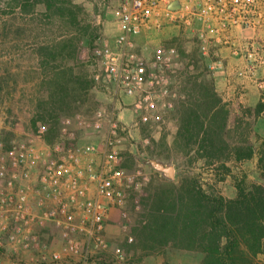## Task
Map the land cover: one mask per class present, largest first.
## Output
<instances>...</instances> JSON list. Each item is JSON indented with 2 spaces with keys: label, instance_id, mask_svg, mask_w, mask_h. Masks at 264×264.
I'll return each mask as SVG.
<instances>
[{
  "label": "rangeland",
  "instance_id": "obj_1",
  "mask_svg": "<svg viewBox=\"0 0 264 264\" xmlns=\"http://www.w3.org/2000/svg\"><path fill=\"white\" fill-rule=\"evenodd\" d=\"M72 1L81 8L78 11L79 27L70 26L59 15L44 17L43 5H37L31 11L29 7L34 0H0V158L13 145L31 140H34L36 149L46 155L50 153V146L59 141V132L50 145L44 138L37 137L39 126H43L38 118V107L49 98L48 81L54 73L51 67H41L40 62L46 61L44 49L74 40L81 27L85 33L76 43L77 51L73 59H69L68 55L59 57L55 66L73 68L72 88L79 91V82L88 83L90 87L80 94L72 107H66L61 112L57 126L60 129L63 119L74 120L72 125L81 145H100L105 138V131L95 129L94 115L98 109L103 110L106 116L113 114L127 128L119 149L123 167L133 173L140 166L145 177L140 192L128 198V224L132 228L143 211L144 198L153 188L177 184L182 174L196 176L204 190L216 189L227 198L235 197V180L238 178L246 177L249 182L264 184V177L257 168V155L249 161L227 163L231 173L219 182L214 177L215 167L205 165L203 160L190 165L184 150L175 147L179 128L178 110L182 102H188L189 95L193 93L190 89L193 83L213 86L227 113V129L231 130L235 128L236 120L245 117V110L253 109L264 98V0L255 1L257 11L253 25L249 27L221 31L215 20H211L208 26V23L193 19L190 26L167 23L161 30H142L133 36L132 54L147 64L158 49L174 48L179 55L174 74L168 75L171 88L176 90L175 96L159 101L146 116V121L141 120L144 115L135 108L141 92L133 96H116L105 72L104 55L117 56L121 52L116 43L121 24L115 11L126 0ZM198 1L174 0L173 7H186L190 11L207 6L206 1L200 0V4ZM229 2L222 0L225 8L229 7ZM199 37L206 40L203 45ZM114 102L119 103L120 108L112 110ZM123 108L126 109L124 120L128 116L133 120L130 124H124L116 116ZM77 116L82 121L81 125L76 121ZM245 120L251 123L250 143L259 148L264 140V114L259 118L248 114ZM224 136L226 139L233 138L234 133ZM190 150L191 156L195 157L196 147ZM126 235L121 221L108 225L107 238L110 242L123 248ZM126 255V261L120 264H200L203 259L200 253L174 248H167L163 254L147 257L143 261H140L139 252L130 251ZM14 260L15 263L32 264L40 257L29 254L15 258L6 253L2 261L3 264H12ZM257 263L264 264V254L257 258Z\"/></svg>",
  "mask_w": 264,
  "mask_h": 264
},
{
  "label": "built area",
  "instance_id": "obj_2",
  "mask_svg": "<svg viewBox=\"0 0 264 264\" xmlns=\"http://www.w3.org/2000/svg\"><path fill=\"white\" fill-rule=\"evenodd\" d=\"M173 1L126 0L115 11L121 24L116 40L121 52L104 55L105 72L116 96L141 92L135 108L144 115L142 121L159 101L175 96L168 75L174 74L179 55L174 48L158 49L147 64L132 54L133 36L161 30L167 23L190 26L193 19L208 26L215 20L221 31L249 27L257 11L256 0H230L228 8L222 0H203L206 7L190 11L173 7ZM200 41L203 45L206 40ZM94 119L95 129L105 131L100 145H81L74 120L66 118L50 153L38 151L31 140L13 145L0 158V264L6 253L15 258L38 255L40 260L32 264L126 261L124 249L108 240L107 228L116 217L127 233L126 242L133 243L128 198L140 192L145 177L140 166L133 173L123 167L119 149L127 128L101 109ZM76 121L82 124L79 116ZM46 131V126H39L37 137L44 138ZM15 261L12 264H20Z\"/></svg>",
  "mask_w": 264,
  "mask_h": 264
},
{
  "label": "trees",
  "instance_id": "obj_3",
  "mask_svg": "<svg viewBox=\"0 0 264 264\" xmlns=\"http://www.w3.org/2000/svg\"><path fill=\"white\" fill-rule=\"evenodd\" d=\"M37 5L45 7L43 16L46 18L59 15L70 26H80L78 11L81 8L72 0H34L26 7L34 11ZM84 33V28L80 27L76 40L44 49L46 61L40 62L41 67L54 69L48 81L49 98L38 107V118L47 127L44 140L48 145L58 135L61 112L72 107L90 87L88 83L79 82L77 91L71 87L73 68L55 66L59 57L68 55L73 59L76 43ZM191 88L193 93L188 102H182L178 110L179 128L175 140V147L184 150L187 163L193 165L203 160L205 165L215 167L214 177L220 182L231 173L227 163L249 161L257 155V168L264 177V140L259 148L252 146L251 123L245 120L248 114L255 118L264 114V98L253 109L245 110V117L236 120L231 130L227 129V113L213 86L195 82ZM231 133L234 137L227 138L228 141L224 135ZM193 147H196L195 157L190 154ZM235 189L233 198L223 196L216 189L206 191L200 179L191 174H182L177 184L154 187L144 198L143 211L131 230L134 241L125 242V253L139 252L143 261L174 248L202 254L200 264H258L257 258L264 254V184L249 182L246 177L238 178ZM113 218L116 221V217Z\"/></svg>",
  "mask_w": 264,
  "mask_h": 264
},
{
  "label": "crops",
  "instance_id": "obj_4",
  "mask_svg": "<svg viewBox=\"0 0 264 264\" xmlns=\"http://www.w3.org/2000/svg\"><path fill=\"white\" fill-rule=\"evenodd\" d=\"M116 108H120V105H119V103H117V102H114L113 103V107H112V110L114 109H116ZM126 112V109H122L121 111L119 110L118 112H117V115L116 116H118V118L124 123V124H130L131 122H133V120H131V116H128L127 118H126V121L124 120V113ZM163 123V122H162ZM48 145V144H47ZM7 264H8V262H7Z\"/></svg>",
  "mask_w": 264,
  "mask_h": 264
},
{
  "label": "water",
  "instance_id": "obj_5",
  "mask_svg": "<svg viewBox=\"0 0 264 264\" xmlns=\"http://www.w3.org/2000/svg\"><path fill=\"white\" fill-rule=\"evenodd\" d=\"M169 172L171 173V172H172V170H169Z\"/></svg>",
  "mask_w": 264,
  "mask_h": 264
}]
</instances>
